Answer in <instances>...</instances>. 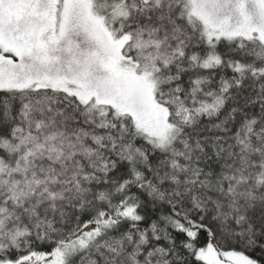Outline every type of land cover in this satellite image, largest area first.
Segmentation results:
<instances>
[{"label":"snow or ice","instance_id":"6c2138e0","mask_svg":"<svg viewBox=\"0 0 264 264\" xmlns=\"http://www.w3.org/2000/svg\"><path fill=\"white\" fill-rule=\"evenodd\" d=\"M0 264H264V0H0Z\"/></svg>","mask_w":264,"mask_h":264}]
</instances>
